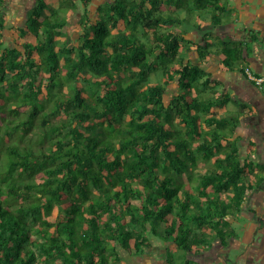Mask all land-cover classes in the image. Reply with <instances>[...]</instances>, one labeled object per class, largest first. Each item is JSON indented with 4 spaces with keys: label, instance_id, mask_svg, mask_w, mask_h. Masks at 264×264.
Masks as SVG:
<instances>
[{
    "label": "trees",
    "instance_id": "obj_1",
    "mask_svg": "<svg viewBox=\"0 0 264 264\" xmlns=\"http://www.w3.org/2000/svg\"><path fill=\"white\" fill-rule=\"evenodd\" d=\"M5 1L0 264H114L119 245L139 250L161 227L184 251L208 246L212 232L223 239L257 164L243 159L234 135L239 112L217 113L230 94L184 54L196 46L205 61L220 52L234 68L244 49L227 40L218 50L205 31L187 41L175 25L191 23L180 8L207 6L217 25L228 0H108L95 16L92 0H81L77 42L63 29L77 0H37L19 27L35 35L24 48L4 46ZM159 69L164 82L151 80ZM201 159L212 165L199 168Z\"/></svg>",
    "mask_w": 264,
    "mask_h": 264
},
{
    "label": "crops",
    "instance_id": "obj_2",
    "mask_svg": "<svg viewBox=\"0 0 264 264\" xmlns=\"http://www.w3.org/2000/svg\"><path fill=\"white\" fill-rule=\"evenodd\" d=\"M107 1L92 0L89 7L96 10ZM36 2L14 6L11 12L5 13L15 18V26L19 28L27 23ZM220 14L222 21L217 25L208 23L211 18L200 17L194 22L199 26L191 29L183 26L177 30L187 41L195 42L203 41L205 31V35H211L209 37L218 50L227 40L242 42L244 57L234 68L226 66L220 52L211 53L201 61L196 46H193L184 55L186 60L204 65L218 81V90L230 94L229 102L220 108L219 114L229 115L236 111L241 116L234 135L241 138L239 146L243 159L257 164L244 177L248 185L244 199L226 216L229 224L223 239L212 232L208 246L184 251L165 238L161 227L159 234L149 233V243L139 250H127L119 245V258L111 260L114 264H181L182 256L192 259L193 264H264V87L249 80L242 70L248 67L256 74L264 75V0H228L227 9ZM200 28L204 29L200 31Z\"/></svg>",
    "mask_w": 264,
    "mask_h": 264
},
{
    "label": "rangeland",
    "instance_id": "obj_3",
    "mask_svg": "<svg viewBox=\"0 0 264 264\" xmlns=\"http://www.w3.org/2000/svg\"><path fill=\"white\" fill-rule=\"evenodd\" d=\"M100 1L102 0H98V3H100ZM77 2L79 3L78 8L75 11H72L71 13H69L68 22L63 27L66 34L69 35V40H72L74 42L78 41L79 35L82 33V31L79 28V22H81L80 20L85 11V8L83 4L81 3V0H77ZM30 3H33V0H6L4 10L7 12H11L14 6H17V5L26 6V5H29ZM51 4L52 6H55L54 5L55 3L53 1ZM89 9H90L91 16H95L97 9L95 10V7L93 6L89 7ZM65 10H66L65 8H61L62 13H65L66 12ZM213 13L214 11L212 10V7H209V6H207V8L202 7L199 9H191L190 12L189 11L187 12L185 8H180L176 12V14L187 16L190 19L191 21L190 29L194 27L192 22H197L200 17L202 19H205V18L209 19ZM7 18L9 19L6 20V26L3 30L4 46H19L20 48H24L23 44L25 42L34 40L35 35L31 30L27 29L25 33H22L19 30V28H16L15 26L16 24L15 18L13 19V16L12 17L7 16ZM21 24L24 25L25 22L22 21ZM186 24H188V21L186 22ZM183 26H185V24H177L175 25V29L183 27ZM63 39H64L63 35L59 36V41H63ZM151 80L155 82H164L162 69H159L157 72L152 73ZM177 83H178L177 78H175V80L167 86L166 95H165L166 101H169L173 93L177 91V88L179 87ZM64 88L66 89V86ZM194 94H195V91H194ZM219 112H220V109H217V113ZM231 113L237 114L236 111H233ZM2 134H4L6 138H10V136L6 134L4 128L1 129L0 135ZM198 164H199L198 166L199 168H206L207 166L212 165V162L210 160L205 161V159H201L198 162ZM182 258L185 260V256H182Z\"/></svg>",
    "mask_w": 264,
    "mask_h": 264
},
{
    "label": "built area",
    "instance_id": "obj_4",
    "mask_svg": "<svg viewBox=\"0 0 264 264\" xmlns=\"http://www.w3.org/2000/svg\"><path fill=\"white\" fill-rule=\"evenodd\" d=\"M246 73L250 79L255 81L258 85H263L264 84V75L256 74L252 69L247 68Z\"/></svg>",
    "mask_w": 264,
    "mask_h": 264
}]
</instances>
